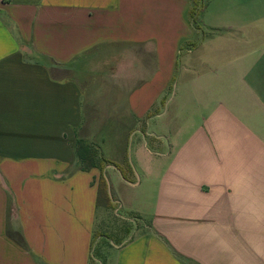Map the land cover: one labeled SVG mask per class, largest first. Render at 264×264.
Masks as SVG:
<instances>
[{
    "label": "crops",
    "instance_id": "crops-1",
    "mask_svg": "<svg viewBox=\"0 0 264 264\" xmlns=\"http://www.w3.org/2000/svg\"><path fill=\"white\" fill-rule=\"evenodd\" d=\"M194 3L0 0V264H264V0H204L198 30ZM183 49L185 90L208 111L149 151L167 163L145 170V227L96 256L110 209L99 169L79 168L80 131L141 122Z\"/></svg>",
    "mask_w": 264,
    "mask_h": 264
},
{
    "label": "rangeland",
    "instance_id": "rangeland-1",
    "mask_svg": "<svg viewBox=\"0 0 264 264\" xmlns=\"http://www.w3.org/2000/svg\"><path fill=\"white\" fill-rule=\"evenodd\" d=\"M216 6V3L214 4ZM201 12L198 13L197 23L201 22ZM201 53L196 51L197 58ZM193 55L183 49L178 55L176 72L173 83L166 87L163 98L151 106L147 116L135 124L117 125H94L96 140L87 139L88 127L80 131V139L90 143L98 155L101 154L106 160L100 171V203L110 209V214L105 215V208L99 209V221L96 226V243L94 253L99 256L102 248L107 244L121 243L129 239L135 233L145 227L146 223L139 218L138 210L148 214L150 209V195L145 197L144 187L146 186L145 170L154 162H150L152 156L158 161L156 164H166V158L157 156L159 153L167 154L174 143H181L187 138L200 123L201 117L207 113L208 109L198 106L199 93L193 89L189 90L184 84V67L188 59ZM103 62L92 60L91 64L85 61L82 70L85 72H96L102 67ZM90 65L91 70H88ZM88 80L90 77H83ZM89 91L99 98L97 103H105L104 94L99 92L102 85L100 77L91 78ZM194 78H191L192 80ZM84 89L85 99L88 96ZM104 91V88H103ZM154 96V95H152ZM150 96V98L152 97ZM158 115H162L158 117ZM87 120V119H86ZM115 121V120H114ZM90 136V135H89ZM149 151L156 153L151 155ZM113 166L107 168V166ZM141 178L143 183L141 184ZM133 185V186H132ZM147 211V212H146ZM147 220V218H145ZM105 224V225H104Z\"/></svg>",
    "mask_w": 264,
    "mask_h": 264
},
{
    "label": "trees",
    "instance_id": "trees-1",
    "mask_svg": "<svg viewBox=\"0 0 264 264\" xmlns=\"http://www.w3.org/2000/svg\"><path fill=\"white\" fill-rule=\"evenodd\" d=\"M204 6V0H195V3L189 12L190 21L197 30L199 29L196 21L197 16ZM76 155L79 168L82 171H90L92 169L101 170L103 165L106 163V160L103 158V156L101 154L98 155L95 148L82 138L77 139ZM20 238L21 237L18 238L17 236L18 242H21Z\"/></svg>",
    "mask_w": 264,
    "mask_h": 264
}]
</instances>
